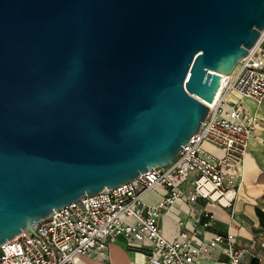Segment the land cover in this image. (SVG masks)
Here are the masks:
<instances>
[{
    "label": "water",
    "instance_id": "obj_1",
    "mask_svg": "<svg viewBox=\"0 0 264 264\" xmlns=\"http://www.w3.org/2000/svg\"><path fill=\"white\" fill-rule=\"evenodd\" d=\"M264 28V0H0V243L163 166Z\"/></svg>",
    "mask_w": 264,
    "mask_h": 264
},
{
    "label": "built area",
    "instance_id": "obj_2",
    "mask_svg": "<svg viewBox=\"0 0 264 264\" xmlns=\"http://www.w3.org/2000/svg\"><path fill=\"white\" fill-rule=\"evenodd\" d=\"M249 51L235 64L222 84L206 117L165 165H152L133 178L97 193H86L54 208L22 231L0 243V264H76L74 257L94 252L103 257L107 243L119 237L145 251L146 264H198L202 252L211 250L229 264H242L244 250L230 233L218 232L209 242L194 239L199 234L200 216L210 222L213 214L203 210L193 217L192 229L182 228L178 236L166 239L158 220L180 198L198 197L216 202L232 212L241 185L247 141L260 124L255 114L244 115L241 103L227 101L234 90L264 100V28ZM202 142L221 146V156L210 154ZM189 184V185H188ZM160 187L155 204L142 199L143 193Z\"/></svg>",
    "mask_w": 264,
    "mask_h": 264
},
{
    "label": "crops",
    "instance_id": "obj_3",
    "mask_svg": "<svg viewBox=\"0 0 264 264\" xmlns=\"http://www.w3.org/2000/svg\"><path fill=\"white\" fill-rule=\"evenodd\" d=\"M227 101L241 103L244 115L255 114L260 124L255 127L253 135L247 141V149L243 157L241 170V185L238 196L232 205V212L221 207L216 202L203 198L188 201L184 197L178 199L169 209L167 215L159 218L158 223L166 239L178 236L181 227L177 221H183L182 228L192 229L193 217L205 211L213 214L209 222L200 216L199 234L194 239L209 242L218 232L230 233L233 239L243 250L242 264H264V100L257 104L252 98L242 96L234 90L225 93ZM202 146L212 155L221 156L224 149L221 146L202 142ZM189 185V184H188ZM164 190L155 187L146 191L142 199L148 204H155L159 193ZM106 253L103 257L94 252L85 255H76V264H146L145 251L138 246L129 245L126 240L119 237L107 243ZM198 264H229L222 255L212 253L210 249L202 252Z\"/></svg>",
    "mask_w": 264,
    "mask_h": 264
},
{
    "label": "bare ground",
    "instance_id": "obj_4",
    "mask_svg": "<svg viewBox=\"0 0 264 264\" xmlns=\"http://www.w3.org/2000/svg\"><path fill=\"white\" fill-rule=\"evenodd\" d=\"M221 91H222V86H221V88L219 89L218 93L216 94L215 99H216V97L221 93ZM212 104H213V103H212Z\"/></svg>",
    "mask_w": 264,
    "mask_h": 264
},
{
    "label": "rangeland",
    "instance_id": "obj_5",
    "mask_svg": "<svg viewBox=\"0 0 264 264\" xmlns=\"http://www.w3.org/2000/svg\"><path fill=\"white\" fill-rule=\"evenodd\" d=\"M203 147V146H202Z\"/></svg>",
    "mask_w": 264,
    "mask_h": 264
}]
</instances>
